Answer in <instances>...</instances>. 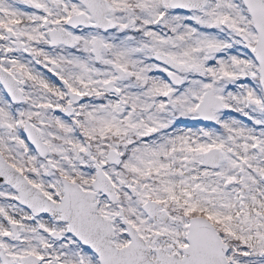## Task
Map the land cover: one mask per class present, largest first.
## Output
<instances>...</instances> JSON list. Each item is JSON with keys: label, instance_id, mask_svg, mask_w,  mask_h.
<instances>
[{"label": "snow or ice", "instance_id": "snow-or-ice-1", "mask_svg": "<svg viewBox=\"0 0 264 264\" xmlns=\"http://www.w3.org/2000/svg\"><path fill=\"white\" fill-rule=\"evenodd\" d=\"M0 264H264V0H0Z\"/></svg>", "mask_w": 264, "mask_h": 264}]
</instances>
